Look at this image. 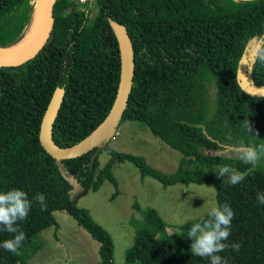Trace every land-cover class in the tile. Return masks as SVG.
<instances>
[{"label":"trees","instance_id":"obj_1","mask_svg":"<svg viewBox=\"0 0 264 264\" xmlns=\"http://www.w3.org/2000/svg\"><path fill=\"white\" fill-rule=\"evenodd\" d=\"M39 4L0 0L1 48L18 46L30 36ZM53 15L52 35L33 59L16 67L0 66V192L19 189L29 200L42 193L47 205L41 211L33 201L27 219L17 222L25 241L15 254L0 247V264H28L19 252L48 228L58 230L55 212L61 210L100 243V264H116L111 234L73 201L63 170L85 191L97 192L111 182L115 200L120 192L112 169L118 161L133 163L142 179L153 178L166 188L214 185L218 204L230 205L235 213L224 243L241 244L239 252L228 247L218 254L229 264H264V205L256 201L257 192H264V165L253 168L222 155L241 145L264 143V97L245 93L237 78L242 57L250 58L257 43L264 42V0H56ZM112 22L126 26L136 63L133 90L118 128L126 121L140 122L179 151L183 158L174 173L120 153L110 141L64 161L55 160L41 144L42 120L58 88L65 90V97L53 138L61 147L82 141L110 113L121 79ZM248 67L251 85L264 88V65L256 62L251 71ZM103 152L111 159L100 168ZM221 165L245 173V180L231 186L227 177L218 179L215 168ZM144 221L127 253L128 263L210 264L189 248L178 250L155 209L144 212ZM14 235L0 229V243Z\"/></svg>","mask_w":264,"mask_h":264},{"label":"rangeland","instance_id":"obj_2","mask_svg":"<svg viewBox=\"0 0 264 264\" xmlns=\"http://www.w3.org/2000/svg\"><path fill=\"white\" fill-rule=\"evenodd\" d=\"M110 144L120 153L144 158L149 166L166 174L174 173L181 166L182 154L140 122H123ZM222 155L238 158L235 149ZM110 159V154H100V168ZM259 165H264V159L256 166ZM215 169L218 172V167ZM57 170L60 171L59 167ZM112 173L120 192L115 200L111 197L116 187L109 181L92 192L80 188L65 170L63 177L73 201L89 210L93 219L111 234L116 264H131L127 262V253L135 243L137 230L145 223L144 212L149 208L155 209L168 225L166 233L176 248L185 251L191 250L192 241L187 237L188 229L181 227L199 220L201 215L206 218L209 205L218 204L216 187L212 184H177L166 188L153 178L142 179L139 169L128 161L116 162ZM55 217L59 229L53 226L38 234L19 256L28 264H100V243L66 211L55 212Z\"/></svg>","mask_w":264,"mask_h":264},{"label":"water","instance_id":"obj_3","mask_svg":"<svg viewBox=\"0 0 264 264\" xmlns=\"http://www.w3.org/2000/svg\"><path fill=\"white\" fill-rule=\"evenodd\" d=\"M56 0H40L37 35L33 43L21 50L0 47V66L16 67L33 59L49 41L54 26V5ZM121 53V79L116 100L105 120L86 138L71 147H61L53 138V128L65 97V90L58 88L48 106L41 124L40 141L45 150L57 161L82 157L93 149L108 144L123 118L133 90L135 77V51L133 41L125 25L112 22ZM34 31V30H33ZM252 55H244L239 63L237 78L241 89L250 95L264 97V88L251 85L247 67Z\"/></svg>","mask_w":264,"mask_h":264},{"label":"clouds","instance_id":"obj_4","mask_svg":"<svg viewBox=\"0 0 264 264\" xmlns=\"http://www.w3.org/2000/svg\"><path fill=\"white\" fill-rule=\"evenodd\" d=\"M259 62L264 65V42L257 43L252 54V64L248 70L251 71L254 64ZM248 131L250 126L247 124ZM238 159L245 165L253 168L264 158V143L258 145H241L236 149ZM245 173L228 166H218L217 178L227 177L226 183L235 186L245 180ZM33 201L40 205L41 211L46 210V198L44 194L37 193L33 200H29L27 194L19 189H11L0 192V229L10 234H15L12 239L0 243L4 250L16 253L26 239L25 233L17 227V222L27 219L31 211ZM256 201L259 205H264V192H257ZM235 213L230 205L222 206L213 202L209 205L207 218L201 215L199 222L192 224L187 231V237L191 239V252L201 258H207L210 264H229L227 258H222L218 253L223 252L228 247L234 252H239L240 243L231 245L224 243L231 235V222Z\"/></svg>","mask_w":264,"mask_h":264},{"label":"bare ground","instance_id":"obj_5","mask_svg":"<svg viewBox=\"0 0 264 264\" xmlns=\"http://www.w3.org/2000/svg\"><path fill=\"white\" fill-rule=\"evenodd\" d=\"M37 31H38V26H36L34 31L30 34V36L22 44L16 46L14 49L15 50H21V49H24V48L30 46L33 43V41L35 40V37L37 35Z\"/></svg>","mask_w":264,"mask_h":264}]
</instances>
